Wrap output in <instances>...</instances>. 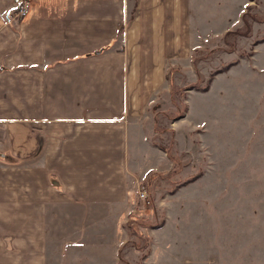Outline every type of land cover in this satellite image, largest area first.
I'll return each mask as SVG.
<instances>
[{
  "label": "crops",
  "instance_id": "obj_1",
  "mask_svg": "<svg viewBox=\"0 0 264 264\" xmlns=\"http://www.w3.org/2000/svg\"><path fill=\"white\" fill-rule=\"evenodd\" d=\"M21 1L0 0V264H122L121 247L149 264L127 222L163 170L138 142L171 65L222 35L223 0H28L11 18Z\"/></svg>",
  "mask_w": 264,
  "mask_h": 264
},
{
  "label": "rangeland",
  "instance_id": "obj_2",
  "mask_svg": "<svg viewBox=\"0 0 264 264\" xmlns=\"http://www.w3.org/2000/svg\"><path fill=\"white\" fill-rule=\"evenodd\" d=\"M242 1L219 2L214 28L222 35L243 27ZM247 4L243 11L264 16V0ZM250 20V34L204 38L188 65L169 68L151 109L155 133L150 119L138 142L139 164L164 172L140 180L138 193L146 187L148 197L137 200L131 223L153 235L132 233L125 247L143 251L135 262L155 249L149 264H264V21ZM174 86L191 93L187 118L174 117L184 108L181 93L174 92L179 106L172 99ZM152 142L176 160L148 156Z\"/></svg>",
  "mask_w": 264,
  "mask_h": 264
},
{
  "label": "trees",
  "instance_id": "obj_3",
  "mask_svg": "<svg viewBox=\"0 0 264 264\" xmlns=\"http://www.w3.org/2000/svg\"><path fill=\"white\" fill-rule=\"evenodd\" d=\"M250 7V5H247V8H249ZM256 19V20H258V21H264V16H258V15H256V14H254V13H251V12H249L248 10H246L245 12H244V14H243V20H244V25H243V27H237V28H235V29H229V30H227L226 31V33H225V36H227L228 34H231V33H238V34H243V35H248V34H250V31H251V29H252V24H251V20L250 19ZM264 40V37L263 38H261L260 39V41H263ZM256 42H258V41H256ZM252 52H250L249 54H251ZM228 66H229V64H227V65H225V67L224 68H228ZM220 70V69H219ZM169 78H170V80H171V83L173 84V80H172V78H171V75L169 74ZM200 79H201V76H200V74H199V78H198V80L200 81ZM194 85H196V83L195 84H191L190 86L192 87V86H194ZM209 85H210V80H209V82L204 86V87H202V89L203 90H207L208 88H209ZM190 88V87H189ZM188 89V87L187 86H180V87H176V86H174L173 87V92H172V99H173V101H174V103L176 104V105H178L179 106V103L180 102H178V99H177V97L176 96H174V92L176 93V92H178V93H181V97H182V99H183V102H184V108H180V107H178V111H177V113H176V115L174 116V117H180V116H183L184 115V112L186 111V109H187V103H186V98H187V93H183V90H187ZM162 148H164L167 152H168V154H169V156H170V158L171 159H173V160H176V157H174L171 153H170V150H169V148H167V147H164V146H162ZM196 176L197 175H193V176H191L190 178L191 179H194V178H196ZM190 179V180H191ZM127 227L129 228V232H131V234L132 233H134V234H136V235H138V236H142L141 235V233H139L138 231H137V229L133 226V224L131 223V218L129 219V221L127 222ZM122 248L123 247H121V259H122V261H126V262H128L126 259H125V257L123 256V254H122ZM148 253H149V250L147 249V251L145 252V254L143 255V256H146V255H148Z\"/></svg>",
  "mask_w": 264,
  "mask_h": 264
},
{
  "label": "built area",
  "instance_id": "obj_4",
  "mask_svg": "<svg viewBox=\"0 0 264 264\" xmlns=\"http://www.w3.org/2000/svg\"><path fill=\"white\" fill-rule=\"evenodd\" d=\"M29 10V1L28 0H22L21 2H18L14 9L9 13V16L13 19H18L24 15L27 14ZM139 198L142 200H146L148 197V189L146 187H143L142 190L139 191Z\"/></svg>",
  "mask_w": 264,
  "mask_h": 264
}]
</instances>
